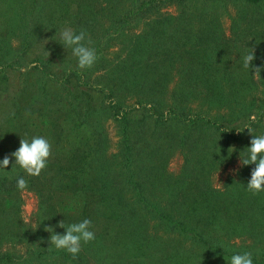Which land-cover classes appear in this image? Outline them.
Returning <instances> with one entry per match:
<instances>
[{"label":"trees","instance_id":"1","mask_svg":"<svg viewBox=\"0 0 264 264\" xmlns=\"http://www.w3.org/2000/svg\"><path fill=\"white\" fill-rule=\"evenodd\" d=\"M233 1L236 16L232 23L242 25L230 32L232 38L226 45L219 37L222 31L218 18L221 11H226L227 0L27 1L25 12L34 8L41 11L42 5L47 8L52 45L48 56L34 58L39 63L40 84L36 90L40 96L29 104L15 103L14 112L5 122L19 130L20 139L46 137L52 144V154L39 176H29L23 169L13 175L8 170L0 172V216L9 212L2 211L13 202L16 181L23 177L62 233L65 229L58 226L60 221L65 225L85 218L92 221L95 239L82 243L75 258L65 250L47 251L61 253L70 264H94L93 259L97 264L94 251L104 239L122 244L128 239L147 238L150 228L162 227L168 234L174 233L170 242L189 247L185 259L197 250L195 254L205 253L208 262L213 258L220 263L224 257L230 260L234 253L249 251L253 264H264V244L253 240L264 237V196L246 187L255 165H243L242 175L226 181L223 194L209 184L204 192L197 175L207 154L209 162L215 159L211 147L197 145L201 136L197 127L216 125L219 136H233L235 127L230 123L245 113L231 119L222 114L212 120L188 108L191 98L207 107H212V100L239 103L237 96L242 88H223L221 80L237 83L249 75L243 67L242 47L236 46L240 38L245 41L243 47L254 49L252 63L264 65V24L258 11L264 0ZM69 4L79 5L74 11ZM164 4L176 5L174 13L162 11ZM60 18L63 20L56 21ZM170 19L176 20L172 26L168 25ZM140 24L143 29L136 31ZM60 27L85 30L97 55L103 52L107 40L128 43L116 80L103 83L95 77L91 82L81 81L86 70L79 72L76 59L71 62L74 57L67 60L69 56L59 53L65 48L60 36L55 38ZM210 39L221 45L212 42L209 47ZM208 47L214 49L215 56L206 53ZM62 61L66 69L55 70ZM234 62L235 71L229 76ZM173 64H182L176 72L181 83L169 91L170 101L163 102L159 98L166 87L163 82L171 78L166 67ZM46 84H51L58 96L48 98ZM64 91L69 94L68 100L61 95ZM128 100L130 106H124ZM99 105L111 112L119 127L115 153L105 152V133L96 127L94 113ZM174 123L183 124L185 129L173 131ZM174 148L183 155L184 168L172 180L165 167L168 151ZM16 149L0 150V160L8 155L10 163L14 162L11 153ZM246 155L247 151L242 152V158ZM163 188L168 197H155L154 192ZM206 201L208 212L202 211ZM256 209L261 212L248 214ZM245 228L250 235L235 246L231 238L241 237ZM0 255V264L12 259L7 252Z\"/></svg>","mask_w":264,"mask_h":264},{"label":"rangeland","instance_id":"2","mask_svg":"<svg viewBox=\"0 0 264 264\" xmlns=\"http://www.w3.org/2000/svg\"><path fill=\"white\" fill-rule=\"evenodd\" d=\"M27 1L29 0H0V150L6 147H19V143L15 144L20 141V137H18L20 136L19 130L14 129L9 122H5V119L14 112L15 103L29 104L34 97L40 96L36 90L40 84V72L36 67L39 63L34 58L36 56L45 58L49 47L52 45V34H50V26L47 25L50 22L47 8L42 5L43 10L41 11L34 8L25 12ZM225 4H228L227 9L226 11H221L220 18H218L222 31V35H219V37L223 40L224 45L228 44L232 38L230 32L242 25L232 23V17L235 18L236 16L232 4L236 3L233 0H227ZM78 5L69 4L74 11H76ZM164 6L166 7L162 11L169 13H174L177 7L173 4H164ZM259 8L258 11L261 10L262 12L259 18L263 20L264 24V3ZM61 20L63 19L60 18L56 21ZM175 21V19L168 20V25L172 26L176 23ZM143 27L144 25L140 24L135 30L140 31ZM62 29L60 27L58 31ZM58 37L59 33L55 38L58 39ZM212 42L215 44L217 40H208L207 44H209V47L210 45L212 46ZM244 42L240 38L236 45L242 47L240 49L243 51L242 58L245 52L252 48L243 47ZM127 44L121 40L105 41L103 52L97 55L98 59L94 66L85 69L86 73L84 76L81 74L83 77L80 78L81 81L91 82L95 77H100L103 83L107 81L114 82L117 72L124 62ZM219 45L221 44L217 43V47ZM209 47L206 53L209 56H215L214 49L209 50ZM61 52L69 56L65 58L67 60L73 57L72 53L67 52L65 48L63 51H59L60 54ZM73 60H75V57L71 59V62ZM63 64L62 61L55 65V70H65L66 68L63 69L62 67ZM74 64H76V61ZM252 64L255 65V63ZM234 65H236V62L229 67L232 69L229 76H232L233 71H235L234 68L236 66ZM181 67L182 64L180 66L179 64H173L166 67V70L171 72V78L163 82L166 87L164 92L160 94L161 97L159 96L163 102L170 101L169 91L175 89L181 83L176 73ZM77 70L83 72L79 69ZM249 71V75H245L237 83H231L227 78L221 80L223 88H227L229 85L233 88H242L239 96H237L238 104H229V99L224 101L212 100L210 102L212 107H207L199 104L196 99H188V101H191V106H188V108L192 112H198L212 120L222 114H226V117L231 119L237 116L239 112L245 113L244 116H240L230 123V125L235 127V135L233 136H219L216 125L197 127V130L201 133L197 145L211 147L215 156L214 161L209 162L210 154H207V161L199 167L197 175L199 181L204 185L202 187L204 192L209 184L211 188L221 191L219 193L223 194L226 181L230 179L235 181L242 175L243 165H241L240 160L242 152L247 151L246 148L250 147L252 135L264 134V76H261V80L257 81L251 76V68ZM25 87L26 89H24ZM44 87L48 98L57 95L51 84H46ZM61 95L65 100L69 99L67 91L62 92ZM130 103L131 100H128L127 103H124V106H130ZM219 104L226 105L220 106ZM97 107L94 118L96 127L105 133V152L107 154L115 153L116 143L119 138L118 124L109 110L103 109L101 105ZM246 127L253 129V134ZM171 129L173 131H183L185 127L183 124L174 123ZM231 148L233 149L232 151ZM168 152L170 155L167 160L168 163H166L165 173L172 180H175L180 176L184 168V157L175 148L170 149ZM18 169L21 168L15 164L14 160V162L10 163V167L1 169L0 172L8 170L13 175ZM260 194L264 196V192H260ZM154 196L161 199L168 197L164 188L163 191L156 190ZM208 197H211L210 194H208ZM11 199H13V202L2 211L4 214L8 210L9 212L0 216V252H7V254L12 256L9 262L3 264H70V261L61 253H47L48 250L57 249L50 245L49 237L51 233L46 231L45 228L51 226L54 232L63 233L56 227V222L45 212L46 206L40 202V197L36 192L29 188L23 191L17 189L13 192ZM208 201H206L207 207L203 208L202 211L208 212L210 208ZM206 212L202 213L207 215ZM260 212L261 209H256L248 214ZM150 230V235L147 238L128 239V242L117 243V245L112 244L108 239H104L100 242L102 246L94 251L97 264H229L230 262V260H226V257L220 263H216L213 258H210V262H208L205 253L202 255L195 254L197 250L191 251L189 257L185 259L184 254L187 255L186 250L189 247L187 245L182 247L181 243L170 242L175 237L174 233L168 234L163 227L157 230L150 228ZM153 232H156V234H153ZM248 235L250 233L245 228L241 237L231 238L232 243L237 246L240 240L246 239ZM253 240L254 242L258 241V245L264 244L263 236ZM89 252L93 253L92 251ZM93 261L95 264L96 260L93 259Z\"/></svg>","mask_w":264,"mask_h":264},{"label":"clouds","instance_id":"3","mask_svg":"<svg viewBox=\"0 0 264 264\" xmlns=\"http://www.w3.org/2000/svg\"><path fill=\"white\" fill-rule=\"evenodd\" d=\"M60 40L65 48L71 49L72 56L76 59V67L83 71L92 68L98 56L96 49L92 47V40L85 30L77 32L71 27H65L60 31ZM48 56V52H47ZM255 59L254 49L250 48L243 55V67L249 71L254 80H261L260 72L262 66H255L252 61ZM253 134V129L246 127ZM246 157H241V165L254 164L251 169L250 179L247 182V190L253 194L264 192V134L252 135L250 147H247ZM233 149L231 148V151ZM52 154V144L44 136H33L29 139H20L19 147L11 153L18 165L29 176H39L46 168L49 157ZM10 163L8 155L0 160V169H5ZM19 190H26L28 182L23 177L16 181ZM58 226L64 228L63 234L53 231L51 226L45 228L51 233L49 237L50 245L58 250H65L75 258L82 250V243L87 244L95 239L92 230V221L83 219L79 222L65 225L63 221ZM37 227V226H36ZM35 227V228H36ZM229 264H253L252 253L249 251L237 252L230 257Z\"/></svg>","mask_w":264,"mask_h":264}]
</instances>
